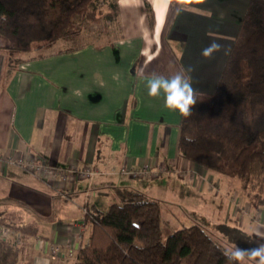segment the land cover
Returning a JSON list of instances; mask_svg holds the SVG:
<instances>
[{"label": "crops", "instance_id": "crops-1", "mask_svg": "<svg viewBox=\"0 0 264 264\" xmlns=\"http://www.w3.org/2000/svg\"><path fill=\"white\" fill-rule=\"evenodd\" d=\"M248 3L119 0L110 20L86 19L74 39L60 38L14 57L0 45V152L104 171L61 189L26 168L0 162V213L37 226L22 234L0 224V236L19 246L17 264H75L80 245L88 241L84 207L107 210L118 186L138 188L162 204L181 201L218 224L238 225L264 240V207L250 205L239 180L179 155L182 116L164 106L163 94L149 97L146 87L153 74L170 77L191 67L194 90L213 92L228 55L222 49L206 59L202 49L213 41L231 49ZM160 163L169 165L170 174L135 178L110 172L125 164ZM181 172L195 175L193 185L179 179ZM207 176L214 183L219 177V189L222 184L235 189L246 209L212 203L214 195L206 194L214 185ZM53 243L60 245L58 252L49 249Z\"/></svg>", "mask_w": 264, "mask_h": 264}, {"label": "trees", "instance_id": "trees-1", "mask_svg": "<svg viewBox=\"0 0 264 264\" xmlns=\"http://www.w3.org/2000/svg\"><path fill=\"white\" fill-rule=\"evenodd\" d=\"M153 18L151 6L146 5ZM119 0H0V35L12 54L74 39L86 19L110 20ZM105 27V26H103ZM213 92L195 91L190 117H182L180 156L214 173L237 177L251 206L264 207V0H249ZM107 210L86 214L88 241L75 264H236L230 250L203 225H184L165 235L161 200L131 186H118ZM0 224L22 234L32 223L0 213ZM230 239L250 249L260 237L228 222ZM17 242L0 236V264H17ZM244 264H246L244 262Z\"/></svg>", "mask_w": 264, "mask_h": 264}, {"label": "clouds", "instance_id": "clouds-1", "mask_svg": "<svg viewBox=\"0 0 264 264\" xmlns=\"http://www.w3.org/2000/svg\"><path fill=\"white\" fill-rule=\"evenodd\" d=\"M171 2V0H169ZM181 3L184 0H180ZM203 2V0H200ZM181 8L178 11H183ZM224 50V54L230 53L229 49H224V46L216 41L211 42L207 47L202 49L201 55L206 59L213 58L215 53ZM194 69L181 68L180 71L166 77L164 75L153 74L147 78V94L149 97L157 98L163 94L164 106L170 110L178 111L182 117H190L192 107L197 103L195 99V90L192 87V80L189 73ZM224 255L227 259L236 264H244L246 260L254 261L255 264H264V244L250 249H240L234 246L231 250L225 251Z\"/></svg>", "mask_w": 264, "mask_h": 264}, {"label": "built area", "instance_id": "built-area-1", "mask_svg": "<svg viewBox=\"0 0 264 264\" xmlns=\"http://www.w3.org/2000/svg\"><path fill=\"white\" fill-rule=\"evenodd\" d=\"M0 162L1 164L12 163L26 168L35 175L48 180H53L61 189L72 187L79 179H88L92 181L95 176L104 173V171L99 168L89 165H80L79 163L72 162L69 165L61 166L46 162L39 157L25 154L16 155L13 153L0 152ZM168 171L169 165L160 163L155 166L144 165L140 167L125 164L123 167L110 172L125 174L135 178H158ZM229 198L230 201L235 203L237 206L240 205L239 203L241 200L238 194L230 195ZM84 211L86 213L89 211V207L87 205L84 207ZM49 249L53 252H58L60 247L58 244L53 243L50 244Z\"/></svg>", "mask_w": 264, "mask_h": 264}, {"label": "rangeland", "instance_id": "rangeland-1", "mask_svg": "<svg viewBox=\"0 0 264 264\" xmlns=\"http://www.w3.org/2000/svg\"><path fill=\"white\" fill-rule=\"evenodd\" d=\"M0 43H1L0 44L1 46L4 45V47L7 48V44L4 40V38H3V40L2 39L0 40ZM7 50L9 51L8 48H7ZM15 55L16 54H12L13 57ZM200 169H202V168L200 167ZM166 174L168 175V174H170V172H168ZM176 175H179V179L181 181H183L188 186L193 185V182L195 181V178L193 177V176H195L194 174L189 176V175L181 172V173H176ZM218 178L215 177V183H214L208 176L206 177L207 184H209V182H210L209 185H211V187L214 185V188H216V189H214V188L210 189L211 192H209V194H206V196L212 197V195H214V198L212 197V200H210V201L212 203H214L216 206H218V208H222V207H225L227 205V203L231 202V201H229L230 198L228 199L227 197L230 195L236 194V193H235V189H233L232 192H229V190L223 184L219 189V184H218L219 179ZM232 178L239 180L237 177H232ZM209 179H210V181H209ZM174 183L175 182H173V185H174ZM173 187L175 188V186H173ZM177 188H179V186H177L175 188L176 191H178ZM225 194H227V195H225ZM215 195H218V196L215 197ZM175 199H177V198H175ZM231 203H233V202H231ZM239 204L240 205L237 206L235 203H233V205L236 207L246 209V207L244 205L245 203H242L240 201ZM162 217H163V221H164L165 235H167L168 233L172 232L173 230L180 228L184 225H191L194 223H199V224L203 225L219 242L224 244L230 250L234 246H236L240 249H247V248L243 247V245H240L237 242L232 241L230 239V237L228 236V234L219 227V224L217 223V221H213L209 216L203 215L202 213H199V211L195 212L192 208H190L189 206H187L186 204H184L181 201H174L173 199H170V201H165V202L163 201ZM256 219L261 220L260 216H258ZM245 263L246 264H255L254 261H250V260H246Z\"/></svg>", "mask_w": 264, "mask_h": 264}]
</instances>
